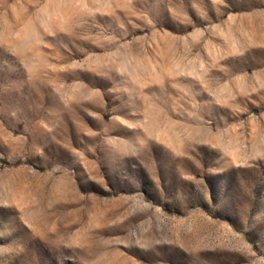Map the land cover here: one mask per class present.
<instances>
[{"label":"rangeland","instance_id":"rangeland-1","mask_svg":"<svg viewBox=\"0 0 264 264\" xmlns=\"http://www.w3.org/2000/svg\"><path fill=\"white\" fill-rule=\"evenodd\" d=\"M0 264H264V0H0Z\"/></svg>","mask_w":264,"mask_h":264}]
</instances>
